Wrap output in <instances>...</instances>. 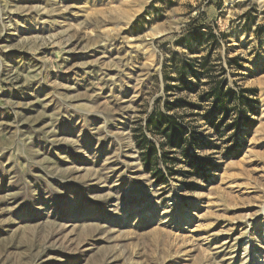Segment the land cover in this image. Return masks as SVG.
Segmentation results:
<instances>
[{"label": "rangeland", "instance_id": "374dc122", "mask_svg": "<svg viewBox=\"0 0 264 264\" xmlns=\"http://www.w3.org/2000/svg\"><path fill=\"white\" fill-rule=\"evenodd\" d=\"M207 54L248 89L222 123ZM175 96L198 161L159 180L137 131ZM0 264H264V0H0Z\"/></svg>", "mask_w": 264, "mask_h": 264}, {"label": "trees", "instance_id": "16d2710c", "mask_svg": "<svg viewBox=\"0 0 264 264\" xmlns=\"http://www.w3.org/2000/svg\"><path fill=\"white\" fill-rule=\"evenodd\" d=\"M213 36L216 37V35ZM237 60V57L233 58V61ZM199 66L201 69L199 72H204L207 78L206 85L208 86L203 90L201 100H211L210 111L207 113L209 115L208 121L214 123L215 120L219 119L218 123L225 122L231 113L229 100L236 99L237 102L242 103L243 92L248 89L236 91L229 86L226 77V67L221 65L220 69L217 70L216 65L210 60L208 54L200 59ZM180 80L181 85H177V87L181 91H189L190 85L182 74L180 75ZM178 109L182 111H176ZM185 109H189V113ZM202 109V103L199 101H189L185 97L175 96L171 101L164 99L162 107L152 109L147 113L143 123L140 124L137 136L143 166L157 176L159 180H165L166 174L172 175L173 169L168 166V163L176 161V150H179L182 156H186L188 161L193 163L198 161V158L188 152L189 146L194 145V140L185 136L186 126L184 120L189 114L193 115L195 112L197 114V111ZM169 110H173L175 113H169ZM239 118L244 123L249 121L248 117H243L241 114L236 118L235 122ZM147 132L156 139L157 143L147 136Z\"/></svg>", "mask_w": 264, "mask_h": 264}, {"label": "bare ground", "instance_id": "6f19581e", "mask_svg": "<svg viewBox=\"0 0 264 264\" xmlns=\"http://www.w3.org/2000/svg\"><path fill=\"white\" fill-rule=\"evenodd\" d=\"M263 209V208H262Z\"/></svg>", "mask_w": 264, "mask_h": 264}]
</instances>
